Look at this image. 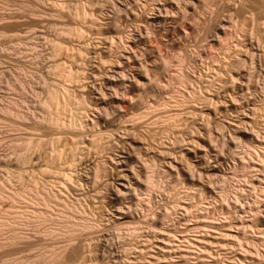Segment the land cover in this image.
Returning a JSON list of instances; mask_svg holds the SVG:
<instances>
[{
  "label": "rangeland",
  "instance_id": "rangeland-1",
  "mask_svg": "<svg viewBox=\"0 0 264 264\" xmlns=\"http://www.w3.org/2000/svg\"><path fill=\"white\" fill-rule=\"evenodd\" d=\"M61 25L80 30L82 36H64ZM0 29V33L9 31L5 37L0 35V51L5 54L0 61V105L7 103L5 100L24 99L28 102L22 103L23 109L32 107L30 117L11 115L12 123L17 120L14 126L7 123L10 114L0 109L1 119L7 120L0 122L2 126L7 123L0 126V155L4 154L0 156V183L8 182L6 186L12 190L24 186L15 181V173L25 167L7 143L12 136L17 134L20 140L30 131L31 135L38 133H34L38 127L40 134L35 138L42 134L47 138L50 131L54 138V132L66 140L72 136L75 142L72 138L64 141L70 151L61 153L72 161L70 170L67 159L60 158L63 164L66 159L60 166L68 164L65 167L74 182L64 186L68 196L64 195L69 200L75 197L80 210H86L84 216L90 215L96 223L88 230L92 234L81 229L75 240L65 234L66 241H60L63 244L54 241L61 235L44 236L37 230L35 235L34 226H23L32 244H38H31L30 249L23 245L31 243L26 235L20 245L12 239V228H0V264H23L28 254L43 251L46 242L55 247L65 244L68 250L83 238L81 245L92 242L81 246L82 253L91 248L83 254L91 264H141L150 259L153 264H248L252 258L264 264V0H0ZM54 41L61 42L64 49L56 48L61 55L53 52ZM60 61L72 72L78 69L82 73L74 72L80 76L79 85L74 83L76 76L72 83V79L65 80L78 98L76 102L82 99L86 103L85 112L74 103L70 113L79 109L87 121L84 128L73 132L59 129L61 134L52 125L54 131L50 129L44 119L48 113L42 107L51 82L64 80L54 77L50 69ZM17 71L23 75H16ZM99 116L102 124L90 129ZM24 123L25 129H20ZM29 124L37 125H33L34 131ZM95 129L108 137L105 148L91 149L96 147L90 141ZM67 130L71 134L64 136ZM56 136L64 149L65 139ZM73 143L75 148L70 147ZM35 150L34 154L29 151L32 158L44 161L43 149ZM35 166L36 171L41 168ZM7 200H0L1 208H9ZM140 223L144 228L135 234L131 229ZM224 234L231 239L221 240ZM65 236L61 238L65 240ZM206 239L207 243L211 240V246ZM166 240L174 247L173 243L172 248L164 246ZM215 240L227 244L218 246L213 244ZM192 241L208 246L194 247ZM205 245L209 248L206 262L200 259ZM248 250L250 253H245ZM17 255H22L19 260Z\"/></svg>",
  "mask_w": 264,
  "mask_h": 264
},
{
  "label": "bare ground",
  "instance_id": "bare-ground-1",
  "mask_svg": "<svg viewBox=\"0 0 264 264\" xmlns=\"http://www.w3.org/2000/svg\"><path fill=\"white\" fill-rule=\"evenodd\" d=\"M84 12V11H83ZM81 13V12H80ZM75 15H77V13L75 14ZM80 15H85V14H80ZM79 16V15H78ZM86 16V15H85ZM15 25V24H14ZM61 29H59V30H61V33L65 36H68L69 35V38H71L72 36L73 37H75V36H80L81 35V31L80 30H78V29H76V28H72V27H70V26H67L66 27V25H65V27H63V25H61V27H60ZM0 31H1V29H0ZM9 32V31H8ZM6 33V31H4V32H1L0 33V35L3 37L4 35L3 34H6L5 36H7V34L9 35V33ZM16 32V31H15ZM18 32V31H17ZM11 33V32H10ZM61 33H59L60 35H61ZM18 34V33H17ZM12 36L14 35V32L11 34ZM15 35H16V33H15ZM19 35V34H18ZM18 35H16V36H18ZM21 35V34H20ZM59 35V36H60ZM4 36V37H5ZM82 36V35H81ZM11 37V36H10ZM14 37V36H13ZM15 38V37H14ZM77 38V37H76ZM72 39V38H71ZM74 39V38H73ZM58 42H60V41H58ZM16 43V42H15ZM14 43V44H15ZM17 43H19V42H17ZM22 43V42H21ZM56 43V44H55ZM61 43V42H60ZM59 43V44H60ZM53 44H55V49H53L54 51V53H55V51H57V47L58 46H60L59 44H57V42H55L54 41V43ZM1 45V44H0ZM62 45V44H61ZM4 46H5V44H4ZM7 46H9V45H7ZM12 46V45H11ZM11 46H9V47H11ZM15 46H18V44L17 45H15ZM61 47L62 46H60V48H58V50H60L61 49ZM12 48V47H11ZM10 48V49H11ZM14 48H16V47H13V49ZM53 48H54V46H53ZM63 48V47H62ZM3 49V48H2ZM7 49V48H6ZM64 49V48H63ZM62 49V50H63ZM9 50V49H8ZM7 50V51H8ZM12 50V49H11ZM10 50V51H11ZM19 50H21V49H19ZM18 50V51H19ZM74 50V49H73ZM5 51V50H4ZM7 51H5V52H7ZM13 51V50H12ZM19 52H21V51H19ZM58 52V51H57ZM60 52H61V50H60ZM63 52V51H62ZM67 52V51H66ZM74 51H72V53H73ZM8 53H9V51H8ZM53 53V54H54ZM70 54H72L71 52H69ZM75 53V52H74ZM81 53V52H80ZM0 54H2V52L0 51ZM11 54V53H10ZM55 54H57V53H55ZM55 54H54V56H55ZM60 53L58 52V55H59ZM64 54V53H63ZM76 54V53H75ZM75 54H74V56H75ZM5 55V54H4ZM3 54H2V57L0 58V61H1V59L2 58H5V57H3L4 56ZM61 55V54H60ZM69 55V54H68ZM1 56V55H0ZM16 56V55H15ZM53 56V57H54ZM79 56H81V54L79 55ZM12 57V56H11ZM56 57V56H55ZM77 58V56L74 58L73 57V59L75 60ZM81 58H82V56H81ZM78 59H80V57L78 58ZM4 61H5V59H3ZM77 60V59H76ZM76 60H75V62H76ZM81 60V59H80ZM78 61V60H77ZM63 62H65L64 60L62 61V63ZM1 63V62H0ZM61 63V61L60 62H57V63H53V65L52 66H50L51 68L50 69H52L51 71H53V73H52V75L54 76V77H56V76H58L59 78H60V80H61V78L62 79H67V80H71L70 82L69 81H67V80H65L66 81V85L68 86V84L69 83H72V81H74L73 80V78H75L74 76H76L75 74H74V72H77V70L76 71H74V72H72L70 69H68V67L65 65V64H67L66 62H65V64H62ZM77 63V62H76ZM78 63H82V61L81 62H78ZM4 64V63H3ZM12 64V63H11ZM11 64H9V65H11ZM65 65V66H64ZM68 66H69V64H67ZM0 66H2V64H0ZM70 66H72L71 64H70ZM69 66V68H72L73 69V67H70ZM3 67V66H2ZM7 67V66H6ZM13 67V66H12ZM18 67H20V66H18ZM22 68V67H21ZM20 68V69H21ZM6 69H8V67L6 68ZM15 69V68H14ZM18 69V68H17ZM26 69V68H25ZM75 69V68H74ZM32 70V69H31ZM20 71V70H19ZM22 71H24L25 72V70L24 69H22ZM27 71H28V69H27ZM30 71V70H29ZM29 71H28V74H29ZM50 71V72H51ZM83 71V70H82ZM1 72H2V70H1ZM4 72V71H3ZM31 72H34L33 70L31 71ZM78 72H79V70H78ZM23 73V72H22ZM22 73H20L19 74V72L17 71V72H15V74L17 75V74H19L20 76H21V74ZM27 73V72H26ZM80 73V75H82V73H81V71L79 72ZM23 75V74H22ZM27 75V74H26ZM33 75H34V73H33ZM56 75V76H55ZM84 75V74H83ZM20 76H18V77H20ZM24 76H25V74H24ZM15 77V76H14ZM17 77V76H16ZM17 77V78H18ZM41 79H44V76H43V78H42V76H39ZM56 78V79H59V78ZM80 76H79V74H78V77L76 76V78H75V80H77V81H75L74 83H78V79L77 78H79ZM180 77V76H179ZM27 78H28V76H27ZM26 78V79H27ZM30 78V77H29ZM31 78H34L33 76H31ZM15 79V78H14ZM55 79V78H54ZM20 80V79H19ZM31 80V79H30ZM63 80V81H64ZM81 80V79H80ZM179 81L180 80H182V79H178ZM14 81V80H13ZM21 81V80H20ZM25 81V80H24ZM23 80H22V82H24ZM26 81H28V79L26 80ZM32 81V80H31ZM31 81H30V83H31ZM43 81V80H42ZM57 82V83H55L54 84V82ZM59 80H54L53 82H51V83H53L51 86H48V85H50V84H45L46 86H48L47 87V97L45 98V100L43 101V104H42V107H43V109H45V111L48 113V116L46 117H44V119L45 118H47V122L50 124V126L52 125V126H54L55 127V129H64V130H62V132L63 131H66V129H73L72 130V132L74 131V129H81V128H84L86 125V123H87V121H85L86 119L84 118V116H85V114L83 115L82 113H81V111H83V108H85V102H83V101H81V100H77V102H76V100L75 99H78L77 97H75V93H73L74 94V96L71 94L72 93V91L70 90H68V88L70 87L71 88V86L69 85L68 87L66 86V85H64L65 83V81L63 82V81H59ZM11 82V81H10ZM22 82H21V84H22ZM67 82H69L68 84H67ZM182 82V81H181ZM13 83H15V82H13ZM20 83V82H19ZM26 83V82H25ZM64 83V84H63ZM73 83V84H74ZM27 84H29V83H27ZM23 85V84H22ZM25 85V84H24ZM23 85V86H24ZM29 85H31V84H29ZM77 85H79V84H77ZM83 86V85H82ZM30 87V86H29ZM45 87V86H44ZM79 87H81V86H79ZM26 89V88H25ZM73 89V88H72ZM2 90H4V88H2ZM30 90V89H29ZM25 91V90H24ZM29 92V91H28ZM31 92H32V90H31ZM74 92V91H73ZM190 92V91H189ZM185 93V92H184ZM33 94V93H32ZM183 94V93H182ZM140 95V92H138V96ZM185 95V94H184ZM26 96V95H25ZM30 96V95H29ZM137 96V97H138ZM27 97V96H26ZM174 97V96H173ZM177 97V96H176ZM179 97V96H178ZM184 96H182V98H183ZM189 97V96H188ZM188 97L186 98V99H188ZM192 97H194V96H192ZM1 98V97H0ZM23 98V97H22ZM32 98V97H31ZM179 98H181V97H179ZM181 98V99H182ZM5 99V98H4ZM7 99V98H6ZM30 99V98H29ZM139 99V98H138ZM173 99V98H172ZM177 99V98H176ZM176 99H174V100H176ZM183 99H185V97L183 98ZM185 99V100H186ZM1 100V99H0ZM184 100V101H185ZM4 100H2V102H3ZM85 101V100H84ZM177 101V100H176ZM175 101V102H176ZM184 101H182L183 103H184ZM188 101V100H187ZM1 102V103H2ZM5 102H7V103H5ZM5 102H3V103H5V104H1L0 105V109L3 111V113L5 114V113H8V114H10V115H8L9 117L11 116V115H13V116H21L22 118H24V117H30V115H31V108H30V110H29V106H28V110H24L23 109V105H22V103H24V99H21V102L20 101H18V100H13V99H10L9 101H6L5 100ZM26 102H28L27 100H25V103ZM179 102V101H178ZM177 102V103H178ZM24 103V104H25ZM41 103V102H40ZM75 103V104H74ZM180 103H181V101H180ZM73 104L75 105V106H78V108L81 110V111H77V110H79V109H77V110H75L74 112H75V114H71L70 112L72 111V106H73ZM182 104V103H181ZM181 104H179V105H181ZM89 105V104H88ZM91 105V104H90ZM26 106V105H25ZM40 106V105H39ZM27 107V106H26ZM35 107V106H34ZM88 107V106H87ZM90 107V106H89ZM92 107V106H91ZM25 108V107H24ZM77 108V107H76ZM42 109V108H41ZM35 109H33L32 110V112L34 111ZM85 110L86 109H84V111L83 112H85ZM1 111V112H2ZM39 111H40V108H39ZM39 111H37L38 113H40ZM76 111H77V113H76ZM88 111V110H87ZM36 112V113H37ZM42 112V111H41ZM43 112H44V110H43ZM42 112V113H43ZM73 112V111H72ZM35 113V112H34ZM42 113H40V115H43ZM69 113H70V115H69ZM2 114V113H1ZM46 113H44V115H45ZM37 115V114H36ZM47 115V114H46ZM69 115V116H68ZM94 115H96V114H94ZM5 116V115H4ZM39 116V115H38ZM38 116H36L37 118H38ZM6 117V116H5ZM35 117V118H36ZM41 117V116H40ZM170 117V116H169ZM175 117V116H174ZM11 118H13L12 116L10 117V118H8V120H9V122L7 121V120H5V121H7V123H10V121H11V123H12V121H14V120H10ZM22 118L20 119V120H22ZM94 118V117H93ZM93 118H91V119H93ZM171 118H172V115H171ZM0 119H1V117H0ZM7 119V118H6ZM14 119V118H13ZM15 119H17V118H15ZM19 119V118H18ZM30 119V118H29ZM34 119V118H33ZM40 119H42V118H39L38 120L40 121ZM89 119V118H88ZM4 120H2L1 119V121L0 122H4ZM26 120H27V118H26ZM102 120H103V118H102ZM27 121H29V120H27ZM38 121V122H39ZM42 122H44V121H42ZM42 122H40L41 124H42ZM46 122V123H47ZM102 121H101V118H100V116L99 117H97L96 119L94 118L93 120H92V123H94V125H91V127L92 126H99V124L101 123ZM104 122V121H103ZM6 123V122H5ZM6 123V124H7ZM15 125H16V123H17V120H16V123L15 122H13ZM12 123V124H13ZM19 123V122H18ZM47 123V124H48ZM89 123H90V121H89ZM106 123L108 124V125H110V120L107 118V120H106ZM1 124V123H0ZM6 124H3V126H5L6 127ZM14 124L12 125V126H14ZM21 124V123H20ZM19 124V125H20ZM40 124V125H41ZM43 124H45V122L43 123ZM102 124V123H101ZM10 125V124H9ZM24 125V127L22 128L21 127V125H20V129H25V123L23 124ZM22 125V126H23ZM30 125V124H29ZM32 125V124H31ZM30 125V126H31ZM34 125V124H33ZM32 125V126H33ZM37 125H38V123H37ZM37 125L35 126V127H37ZM0 126H2V124L0 125ZM2 126V127H3ZM33 126V127H34ZM39 126V125H38ZM51 126V127H52ZM88 126V125H87ZM11 126H9V128H10ZM35 127L33 128V130L32 131H34V129H35ZM50 127V129H53L52 131H54V127H52L51 128ZM90 127V126H89ZM101 127V126H100ZM7 128H8V126H7ZM12 128V127H11ZM14 128V127H13ZM41 128H42V126H41ZM49 127H47V129H48ZM98 128V127H97ZM3 129V128H2ZM16 129V128H15ZM14 129V130H15ZM27 129H30V127H28L27 126ZM26 129V130H27ZM39 129H40V127H38V129L36 128L35 129V131H34V133L35 132H38L39 133ZM45 129V130H44ZM43 129V131H46L47 132V130H46V128H44ZM90 129H94L93 127L92 128H90ZM36 130H38V131H36ZM42 130V129H41ZM40 130V131H41ZM58 130H55V131H58ZM60 130L58 131V132H60ZM70 130V131H71ZM95 130H97V129H95ZM98 130H101V131H103V129H98ZM97 130V131H98ZM20 131V130H19ZM18 131V132H19ZM24 131V130H23ZM43 131H41V133L43 132ZM48 131H50V130H48ZM70 131H68L67 130V132H66V134L64 135V136H66V135H68V134H71V133H68V132H70ZM97 131H96V133L94 132V134H92L91 133V135H93V136H91L92 138H93V141H92V138H91V142H93L94 144H95V146L96 147H91V149L92 148H94V150L95 149H98V148H105V146L107 145V138L108 137H106V136H104L105 134L103 133L102 134V132L99 134V131H98V133H97ZM105 132L107 131L108 132V130H104ZM109 131H111V130H109ZM7 132V131H6ZM17 132V131H16ZM21 132V131H20ZM46 132H45V134H46ZM62 132H60V134L62 133ZM27 133V132H26ZM30 133L32 134V132L30 131ZM29 133V134H30ZM38 133H36V134H33V135H29L28 133V135L26 136V137H24V138H21V139H23L22 141H21V139L19 140V137H18V135L16 134V136L14 135V137L12 136L11 138H9V142H7L8 144L10 143V145L12 146V148H10L11 150H13L12 152H14V151H16V157L15 158H17V161H18V163L20 162V164L23 166V167H25V168H22L23 170H22V172H20V173H18L19 171H21V170H18V172H17V174L15 173V175H17L16 177H15V179H13V180H15L17 183H22V185L24 184V186H22L21 188H18V189H14V190H12V189H9V188H11V187H8V185L6 186V184L8 183H0V200L2 201V199L3 200H5L6 198L8 199L7 201L8 202H10L9 204V208H1L0 207V228H12V230H11V232H13V237H12V239L16 242V243H19L20 241H21V239L24 237L23 236V234H24V231H23V226H28V228H30L29 226H31L32 225V227L34 226V231L36 232V230L37 231H40V234H42V233H44V236L45 235H52L53 237L54 236H56V237H58L59 238V236H60V240H54V241H59L58 242V244L59 243H61L62 241L63 242H65L66 241V237L67 236H65V234H67V235H69V237L70 236H73V237H71V238H73L74 239V237L75 236H77L76 235V233L79 231V230H83V229H87V232H89L88 230L92 227L93 228V226H94V228H95V225L94 224H96V223H94L95 221H93L92 220V218H90V215H89V217H88V214H86L87 216H84L85 214L84 213H82V212H85L86 210H84V211H81L80 209L82 208V207H79L78 205L80 204L81 205V203H79L78 205H76V202H74L75 201V197L74 198H71L72 200H69V198H67L64 194L66 193L64 190H65V188L68 186V184L69 183H71L73 180H71L72 178V176L70 175V174H72V172L71 173H69V172H67L68 171V169L67 168H71L72 166H70V161L71 160H68V159H70V158H66V156L64 155V156H62L61 155V153H62V151H65V149H67V146H66V143L64 142V141H68L69 139L71 140V138H72V140H73V137L71 136V138H69L68 140H66L67 138H65V137H63L62 135V137L65 139V140H63V142H64V146H66L64 149H61L62 148V146H61V148L59 147V145L60 144H58L59 142H60V140L58 141L57 140V134H58V137L60 136L59 135V133H57V132H54L55 134H54V136H55V138L53 137V132L51 133V131L50 132H47V133H50L49 135L50 136H52V138L50 137V138H48V134H47V138H43V135L44 134H42V136H39L38 138H35L36 137V135H39ZM57 133V134H56ZM64 133V132H63ZM112 133V132H111ZM110 132L108 133L109 135L111 134ZM13 134V133H12ZM21 135H24V134H22V133H20ZM20 134H19V136H20ZM107 133H106V135H108ZM35 135V136H34ZM9 136V135H8ZM34 136V137H33ZM10 137V136H9ZM18 137V138H17ZM23 137V136H22ZM45 137H46V135H45ZM61 137V138H62ZM105 137H106V139L107 140H105ZM60 138V137H59ZM58 138V139H59ZM60 138V139H61ZM109 138H110V140L112 139V134L109 136ZM20 142H19V141ZM110 140H109V142H110ZM74 141V140H73ZM19 142V143H18ZM58 142V143H57ZM70 142V141H69ZM68 142V143H69ZM72 142V141H71ZM75 142V141H74ZM90 142V145L92 146V144L93 143H91ZM6 143V145H8ZM112 142H110V144H111ZM109 144V143H108ZM61 145H63V143L61 144ZM74 147V143H73V145H71L70 144V147ZM89 146V145H88ZM16 147H18V149H19V151L17 150V148ZM70 147H68V148H70ZM71 147V148H72ZM43 150H42V149ZM75 148V147H74ZM89 148V147H88ZM35 149H37V151H44V153H42V154H44V158H43V160L44 161H42V159L40 158V157H42L41 155V153H39V155H40V157H37L38 159L40 158L41 159V161L43 162V164H42V166H41V164H40V167H39V165L37 164V161H39V160H37V159H33L32 157V154H31V152L33 153V151L32 150H35ZM39 149V150H38ZM74 150V149H73ZM72 150V151H73ZM89 150H90V148H89ZM29 151H31V152H29ZM36 151V150H35ZM67 151V152H66ZM65 152V154L67 155V153H68V151H70L69 149H67ZM10 153H11V151H10ZM8 154H9V152H8ZM7 154V155H8ZM13 154V153H12ZM15 154H13V156L15 155ZM34 154V153H33ZM4 155V154H3ZM2 155V156H3ZM5 155H6V153H5ZM7 155H6V157H7ZM1 156V155H0ZM1 156V157H2ZM9 156H12L11 154H9ZM65 157V158H63V161H64V164H65V160L66 161H68V164H66L65 166H67L68 165V167L66 168L65 166H60V164L62 163L61 162V160H62V157ZM68 156H69V154H68ZM5 157V156H4ZM14 158V159H15ZM60 158H61V160H60ZM1 159V158H0ZM65 159V160H64ZM2 160H3V158H2ZM16 160V159H15ZM60 160V161H59ZM1 161V160H0ZM5 161V160H4ZM61 162V163H60ZM72 162V161H71ZM55 163V165H53ZM17 164V163H16ZM19 164V165H20ZM63 164V163H62ZM63 164V165H64ZM72 164V163H71ZM19 165H17V166H19ZM35 165H37L38 166V168H40V169H38V171H36L37 170V168H36V166ZM27 166H28V169H26L27 168ZM20 167V166H19ZM5 168V167H4ZM56 168H58V170L56 169ZM70 168H69V170H70ZM67 169V170H66ZM10 170V169H9ZM72 171V170H71ZM25 173H30V177L29 178H27V176H24V174ZM39 173H40V175H39ZM13 177V178H14ZM26 177V178H25ZM10 178V177H9ZM71 178V179H70ZM25 179H27L26 181H25ZM9 180V179H8ZM7 180V181H8ZM11 180V179H10ZM9 180V181H10ZM4 181H6V180H4ZM71 181V182H70ZM1 182V181H0ZM11 182V181H10ZM14 182V181H13ZM15 182V183H16ZM72 183H74V182H72ZM19 184H17L18 186H19ZM67 184V185H66ZM12 185V183L10 184V186ZM16 185V186H17ZM21 185V184H20ZM72 185V184H71ZM13 186V185H12ZM64 186H65V188H64ZM69 187V186H68ZM67 189H69V188H67ZM66 189V190H67ZM65 192V193H64ZM68 192H69V190H68ZM67 194V193H66ZM71 195V194H70ZM67 196H68V194H67ZM78 199V198H77ZM77 201V200H76ZM1 204H3L2 202H0ZM5 203V202H4ZM7 203V202H6ZM0 204V205H1ZM11 206V207H10ZM88 206V205H87ZM8 207V206H7ZM85 208V207H84ZM83 208V209H84ZM203 219H206V218H203ZM31 224V225H30ZM139 225H142L143 227H140ZM27 228V230H29ZM92 228H91V230H92ZM131 228H132V226H131ZM130 228V229H131ZM141 228H144V225H143V223L141 224H138V225H135L131 230L135 233V234H137L138 232L140 233L141 232ZM26 229V228H25ZM8 230H10V229H8ZM31 230H32V228H31ZM82 230H81V232H82ZM2 231V230H1ZM33 231V230H32ZM83 231H86V230H83ZM132 231H131V233H132ZM34 232V233H35ZM80 231L78 232V233H81ZM26 233L27 232H25V234L24 235H26ZM39 233V232H38ZM37 232L35 233V235L36 234H38ZM89 233H91L92 234V231H90ZM88 233V234H89ZM30 234V233H29ZM39 234V235H40ZM75 234V235H74ZM87 234V233H86ZM37 235L38 236V238L39 237H41L42 235ZM62 235H64L65 236V240H63L62 238L64 237V236H62ZM226 235L228 236V234L226 233ZM226 235L224 234V237L222 236V237H220V239L221 240H225L226 241V238H229V240L231 239L230 238V236L229 237H226ZM27 237H28V235H26ZM30 236H31V234H30ZM33 236V235H32ZM43 236V237H44ZM51 236V237H52ZM47 237V236H46ZM52 237V238H53ZM62 237V238H61ZM226 237V238H225ZM25 238V237H24ZM31 239V240H29V241H31V243L29 242V241H27V242H29V245H27L28 243H25V240H23L22 242L23 243H25V244H23L22 242H20V245H25L26 247L27 246H29V249L30 248H32L33 246H34V244H35V242H34V244H32V242H33V240H32V237H28L27 239ZM38 238L36 239V240H38ZM71 238H70V240H71ZM77 238H78V236H77ZM87 238H92L91 236H87ZM87 238H85V239H87ZM148 238V237H147ZM150 238V237H149ZM149 238L148 239H146V240H149ZM152 238V237H151ZM203 238H205V237H203ZM203 238H202V240H203ZM219 238V237H218ZM217 238V239H218ZM57 239V238H56ZM76 239V238H75ZM74 239V240H75ZM84 239V238H83ZM83 239L79 242V244H78V242H75V244L77 243L79 246H75V244L72 246V245H70L69 244V246H72L70 249H66V246H62L61 244H63V243H61L60 244V246L59 247H55V246H53L52 245V243H51V241H50V245H52L53 247H55V248H53L52 246V248H50L49 247V249H48V246H49V244H48V242H44L46 245H45V249L43 250V251H40V252H38V253H34V254H31L30 256H29V254L26 256V255H23L24 254V251H27V250H25V248H23L22 246L20 247V248H22L24 251L22 252L23 254V258H25V257H27V259L25 260V259H22V260H25V261H23V264L24 263H26V264H36V263H42V264H91V263H87L85 260L86 259H84V257L85 256H83V254H87V251L88 250H90L91 248H87L86 250L87 251H85V253H84V251H83V253L81 252V246H83L84 247V245L88 242H86V243H83L82 245H81V242L83 241ZM39 240H43V238H39ZM74 240L72 241V242H74ZM198 240V239H197ZM201 239H199L198 241L199 242H202V241H200ZM208 239H206L205 240V242L207 241ZM221 240H215V241H212L213 242V244H215V245H218V246H223V245H226L227 243H220L221 242ZM254 240V239H253ZM61 241V242H60ZM86 241V240H85ZM151 241V240H150ZM152 241H154V240H152ZM151 241V242H152ZM168 243H167V242ZM165 242L167 243V245L165 244L164 246H166V247H171L172 248V243L173 242H171L170 243V240L168 241V240H166ZM187 241V240H186ZM198 241H196V242H198ZM209 241V240H208ZM84 242V241H83ZM91 241L89 240V242L88 243H90ZM145 241H143L142 243H143V245H146L147 244V241L144 243ZM151 242L149 243V241H148V244L150 245L151 244ZM175 242V241H174ZM193 242L194 241H192V242H189V243H191L190 245H192L193 244ZM205 242H203V243H205ZM22 243V244H21ZM44 243H42V244H44ZM56 243V242H55ZM71 243V242H70ZM92 243V242H91ZM152 243H154V242H152ZM188 243V244H189ZM202 243V244H203ZM207 243V242H206ZM205 243V244H206ZM209 243V246H211V240H210V242H208ZM207 243V244H208ZM239 243V242H238ZM249 243V242H248ZM247 243V244H248ZM256 243V242H255ZM33 245V246H31L30 247V245ZM47 244H48V246H47ZM57 244V245H58ZM155 245H156V243H154ZM154 244H152L153 246H154ZM170 244V245H169ZM194 244H195V242H194ZM193 244V245H194ZM202 244H200V245H202ZM206 244V245H207ZM234 244V243H233ZM250 244V243H249ZM35 245H38L37 244V242H36V244ZM55 245V244H54ZM66 245H67V242H66ZM88 245H90V244H88ZM190 245H188V247L190 246ZM196 245H198V243H196ZM196 245H194V247L196 246ZM200 245H198V246H200ZM205 245V247L203 248V249H200L201 250V256H200V259L201 260H204L205 261V259H206V254H208V249L209 248H206L207 246ZM231 245H232V243H231ZM256 245V244H255ZM254 244H253V246H255ZM44 246V245H43ZM176 246V245H175ZM204 246V245H203ZM237 246V245H236ZM257 246V245H256ZM89 247V246H88ZM90 247H91V245H90ZM139 247H141V246H139ZM148 247V246H147ZM156 247V246H155ZM161 247V246H160ZM173 247H174V243H173ZM179 247H181V246H179L178 245V248ZM191 247V246H190ZM189 247V248H190ZM197 247V246H196ZM201 247V246H200ZM232 247V246H231ZM17 248V247H16ZM19 248V247H18ZM28 248V247H27ZM41 248H42V246H41ZM142 249H146V248H144V247H141ZM141 248H140V250L139 251H141ZM171 248H169V249H171ZM176 248H177V246L175 247V250H176ZM188 248V249H189ZM212 248V247H211ZM242 248V247H241ZM84 249V248H83ZM139 249V248H138ZM150 249L151 250H153L154 249V247H152L151 248V245H150ZM149 249V250H150ZM160 249V248H159ZM161 249H162V247H161ZM168 249V250H169ZM180 249V248H179ZM182 249V248H181ZM187 249V251H191V250H188ZM190 249H192V247L190 248ZM194 249V248H193ZM192 249V250H193ZM246 249V247L244 248V250ZM18 249H16V251H17ZM67 250V251H66ZM148 250V249H147ZM156 250V249H155ZM154 250V251H155ZM167 249H164L163 248V251H166ZM174 250V249H173ZM185 250V249H184ZM183 250V251H184ZM19 251H21L20 249H19ZM18 251V252H19ZM31 251H32V249H31ZM159 251V250H158ZM157 251V252H158ZM162 251V250H161ZM176 251H179V250H176ZM176 251H174V252H176ZM186 251V250H185ZM194 251V250H193ZM226 251V250H225ZM241 251V250H240ZM17 252V253H18ZM91 252V251H90ZM180 253H181V251H179ZM247 252H249L250 253V251L248 250V251H246L245 253H247ZM21 253V252H20ZM156 253V252H155ZM155 253L152 255L151 253H150V255L149 256H151V257H153V258H156V259H158L157 258V254L155 255ZM166 253V252H165ZM178 253V252H177ZM177 253H175V254H177ZM183 254H181V255H187V256H189L190 255V253L189 254H184L185 252H182ZM186 253H188V252H186ZM225 253V252H224ZM242 253V252H241ZM19 254V253H18ZM171 254V253H170ZM174 254V256H176ZM226 254V253H225ZM248 254V253H247ZM22 255H20L19 257H21ZM155 255V256H154ZM181 255H178V256H180L181 257V259H182V257L183 256H181ZM211 255V254H210ZM209 255V256H210ZM244 255V254H243ZM25 256V257H24ZM87 256V255H86ZM173 256V255H172ZM173 256V257H174ZM186 256V257H187ZM246 256V255H245ZM17 257H18V255H17ZM19 257H18V259L17 260H19ZM142 257V256H141ZM158 257H159V255H158ZM186 257H184L185 259H186ZM208 258V257H207ZM258 258H260V257H258ZM21 259V258H20ZM90 259V258H89ZM88 259V260H89ZM142 259V258H141ZM187 259H188V257H187ZM186 259V260H187ZM209 259V258H208ZM207 259V260H208ZM249 259H251V258H249ZM253 259V258H252ZM251 259V261L250 260H247V261H250L248 264H259V263H261V261H254V260H252ZM155 260V259H154ZM213 260V259H212ZM211 260V261H212ZM258 260H260V259H258ZM90 261H92V260H90ZM141 261V260H140ZM264 261V260H263ZM148 262L149 263H151V264H153V259H150V261L148 260ZM145 263V262H143L142 261V263L141 264H149V263ZM206 262V261H205ZM208 262V261H207ZM137 262H135V264H136ZM137 264H140V263H137ZM247 264V263H246Z\"/></svg>",
  "mask_w": 264,
  "mask_h": 264
}]
</instances>
